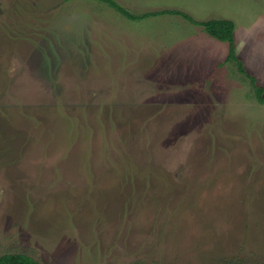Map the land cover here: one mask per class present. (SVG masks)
Listing matches in <instances>:
<instances>
[{"label": "rangeland", "instance_id": "rangeland-1", "mask_svg": "<svg viewBox=\"0 0 264 264\" xmlns=\"http://www.w3.org/2000/svg\"><path fill=\"white\" fill-rule=\"evenodd\" d=\"M229 18L264 86V0H117ZM179 14L0 0V255L264 264V103Z\"/></svg>", "mask_w": 264, "mask_h": 264}, {"label": "trees", "instance_id": "trees-1", "mask_svg": "<svg viewBox=\"0 0 264 264\" xmlns=\"http://www.w3.org/2000/svg\"><path fill=\"white\" fill-rule=\"evenodd\" d=\"M105 2L120 11L121 13L131 17V18H144L150 15H157L161 13H175L179 14L187 20L201 24L204 26L207 32L224 41H228L230 48L227 60H235L239 66L240 71L248 76L251 79L253 86L256 89L257 98L260 102L264 103V86L258 83V79L255 75L251 74L245 67L244 61L241 57H239L236 53L235 46V23L232 19L229 18H212L208 20H196L189 13L179 10V9H164L158 11L145 12L143 14H135L129 8L123 6L117 0H99ZM0 264H42L40 261L35 259L33 256L22 253V252H7L0 255Z\"/></svg>", "mask_w": 264, "mask_h": 264}]
</instances>
